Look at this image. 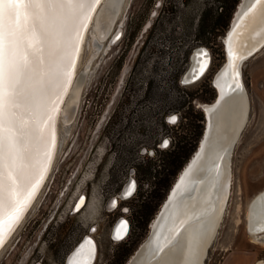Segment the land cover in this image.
<instances>
[{
    "label": "rangeland",
    "instance_id": "obj_1",
    "mask_svg": "<svg viewBox=\"0 0 264 264\" xmlns=\"http://www.w3.org/2000/svg\"><path fill=\"white\" fill-rule=\"evenodd\" d=\"M239 2L228 5V25L215 30L206 25L221 12L223 0H124L107 37L102 31L113 14L104 13L89 32L51 174L1 250L0 264H66L88 234L98 243L94 264L128 262L199 147L206 127L201 105L218 97L214 77L225 65L224 38ZM199 48L210 52L211 66L190 84L184 76ZM243 72L249 117L232 153L227 210L204 264L264 261V234L255 242L248 224L249 204L264 190V49L244 64ZM184 144L192 152L171 176V152ZM132 178L137 191L121 199ZM165 178H170L167 188L161 186ZM81 197L86 203L75 209ZM155 205L145 224V210ZM122 217L129 218L131 229L116 241L112 233Z\"/></svg>",
    "mask_w": 264,
    "mask_h": 264
},
{
    "label": "bare ground",
    "instance_id": "obj_2",
    "mask_svg": "<svg viewBox=\"0 0 264 264\" xmlns=\"http://www.w3.org/2000/svg\"><path fill=\"white\" fill-rule=\"evenodd\" d=\"M123 4L124 0H99L87 20L75 26L70 39L61 41L59 45H45L42 68L46 75H37L33 82L34 100L31 108L42 117L50 119H46L43 128L38 129L32 125L31 134L23 146L32 154L31 167L26 172L25 180L27 195L22 200L19 211L7 219L3 226L0 252L26 217L51 174L61 143V120L66 114V104L75 90L89 32L95 25L97 28L100 18L106 11H110L113 14L110 25L102 31L103 37H107L112 32ZM57 27L58 23L53 24V31ZM120 34V31L115 34L113 42ZM224 42L226 62L214 77L218 97L214 103L201 105L206 114L203 139L178 177L179 181L169 201L153 222L150 236L129 264H204L217 235L232 191V153L249 117L250 100L243 66L264 49L262 46L257 53L248 56L264 43V0L240 2ZM193 55L192 67L184 78L190 84L195 82L194 77L198 78L206 69L200 77L202 79L210 66L207 58H204V49H198ZM53 107L55 111H52ZM76 110L77 108L70 114V120ZM30 114L25 112V118ZM132 191V184H129L121 198L125 199V195ZM83 203L84 199L78 200L75 209ZM124 228L120 225L115 228L113 234L116 240L121 239L117 238L118 234L120 237L124 235ZM249 231L255 242L261 241L259 236L264 234V194L251 205ZM84 246L79 251L76 250L69 264L81 259L79 253L89 247ZM96 256L93 246L90 261L86 256L83 259L88 261L87 264H94ZM256 264H264V261Z\"/></svg>",
    "mask_w": 264,
    "mask_h": 264
},
{
    "label": "snow or ice",
    "instance_id": "obj_3",
    "mask_svg": "<svg viewBox=\"0 0 264 264\" xmlns=\"http://www.w3.org/2000/svg\"><path fill=\"white\" fill-rule=\"evenodd\" d=\"M98 2L0 0V235L27 195L25 180L32 154L23 146L31 126L43 128L50 119L31 108L33 82L37 75H46L42 68L45 45L70 39L75 26L87 20ZM57 23L53 31L52 25ZM25 112L31 113L27 119ZM117 238H121L119 234ZM92 252L89 243L73 264H86L83 257L90 258Z\"/></svg>",
    "mask_w": 264,
    "mask_h": 264
},
{
    "label": "trees",
    "instance_id": "obj_4",
    "mask_svg": "<svg viewBox=\"0 0 264 264\" xmlns=\"http://www.w3.org/2000/svg\"><path fill=\"white\" fill-rule=\"evenodd\" d=\"M237 0H223V3L225 6H221V12L215 17L212 18L210 22L207 23L206 27H209L212 30H215L217 28H225L228 25V20L231 17L232 14V6L229 7L228 5L232 2V5ZM205 27V26H204ZM205 30L208 31L209 28H206ZM178 146V145H176ZM191 149H189L185 144L180 145L177 147V149H174L171 153L170 163L173 165V170H171V176H174L177 174L179 168H181L182 164L184 163L185 159L190 155ZM170 178H165L161 186L167 188L169 187ZM146 206V205H145ZM156 210V205L153 207H149L145 210V224L150 220L151 216L154 214V211ZM127 253H130V249Z\"/></svg>",
    "mask_w": 264,
    "mask_h": 264
},
{
    "label": "water",
    "instance_id": "obj_5",
    "mask_svg": "<svg viewBox=\"0 0 264 264\" xmlns=\"http://www.w3.org/2000/svg\"><path fill=\"white\" fill-rule=\"evenodd\" d=\"M243 0H240V2H242ZM240 2H239V4H240ZM238 9H239V5H238V7H237V10H236V12L238 11ZM236 12H235V14H234V16H233V19H234V17L236 16ZM233 19H232V23H233ZM232 23H231V25H230V27H229V29L231 28V26H232ZM264 44V43H263ZM260 45L258 48H256V49H254L252 52H250L249 54H248V56H252V55H254L255 53H257L258 51H259V49L262 47V46H264V45ZM204 50H205V53H206V55H205V57L204 58H207V60H208V65H210L211 64V61H212V58H211V55H210V52L208 51V50H206L205 48H203ZM205 71H206V69L203 71V73L202 74H200L199 75V77L197 78V77H194V81H196V80H198L201 76H203L204 75V73H205ZM205 112V111H204ZM205 116H206V114H205ZM205 130H206V128H205ZM204 134H205V131H204V133H203V136H204ZM200 142H201V140H200ZM199 145H200V143H199ZM198 148V147H197ZM178 177H179V174H178V176H177V179L175 180V182L173 183V185H172V187H171V189L169 190V193H168V195H167V197H166V199L163 201V203H162V205L160 206V208H159V210H158V212L156 213V215H155V217L152 219V221H151V223H150V232H149V234H148V236H147V238L138 246V248L135 250V252L131 255V257L129 258V260H128V262L126 263V264H129L130 263V260L136 255V253L138 252V250L140 249V247L143 245V243L148 239V237L150 236V233H151V231H152V224H153V222L155 221V219L156 218H158V216L160 215V213H161V211L163 210V207H164V205L169 201V199H170V196H171V194H172V191H173V189L175 188V186L177 185V183H178V181H179V179H178ZM264 194V190H262V191H260L252 200H251V202H250V204H249V210H250V207H251V205H252V203L258 198V197H260L261 195H263ZM130 194H126L125 196L126 197H128ZM248 224H249V218H248ZM124 230L126 231L125 233L123 232V236H121V238H123L128 232H129V224L126 222L125 223V225H124ZM122 231V230H121ZM120 236V235H119ZM74 254V253H73ZM73 254L69 257V259H68V262H67V264H69V260H71L72 258H73ZM88 261H90V258H88L87 259ZM87 260H85V261H87ZM87 261V262H88ZM87 262H86V264H87Z\"/></svg>",
    "mask_w": 264,
    "mask_h": 264
},
{
    "label": "flooded vegetation",
    "instance_id": "obj_6",
    "mask_svg": "<svg viewBox=\"0 0 264 264\" xmlns=\"http://www.w3.org/2000/svg\"><path fill=\"white\" fill-rule=\"evenodd\" d=\"M115 36H112V38H111V40H113V38H114ZM200 49V48H199ZM201 49H203V48H201ZM198 50V49H197ZM196 50V51H197ZM195 51V52H196ZM210 66H211V64H210ZM210 66H209V68H210ZM186 76V75H185ZM185 76H184V78H185ZM201 79V78H200ZM199 79V80H200ZM199 80H197V81H199ZM196 82V81H195ZM195 82H193V83H195ZM192 84V83H191ZM215 86V85H214ZM214 103V102H213ZM211 104V103H210ZM202 139H203V137H202ZM202 139H201V141H202ZM200 146V145H199ZM198 149V148H197ZM195 154V153H194ZM193 154V155H194ZM192 158V157H191ZM190 158V159H191ZM190 159L188 160V162L186 163V165L189 163V161H190ZM186 165L181 169V171H180V173H179V176H180V174H181V172H182V170L186 167ZM178 176V175H177ZM177 179V178H176ZM130 184H132V187H133V191H132V193L128 196V197H126L125 199H128V198H130V197H132L133 196V194L137 191V188H138V183H137V180L135 179V178H132L131 180H130V182H129ZM129 183H127L126 184V186L127 185H129ZM123 190H124V188H123ZM123 190H122V192H123ZM129 191V190H128ZM122 192H121V194H122ZM118 197H119V195H118ZM120 198H121V195H120ZM83 198L81 197L79 200H82ZM117 199V198H116ZM122 199V198H121ZM86 203V198H84V203H83V205ZM112 203H113V201H112ZM114 204V205H113ZM112 204V207H114L115 206V204L116 203H113ZM82 205V206H83ZM76 207V206H75ZM128 223L129 224V232H130V229H131V222H130V220H129V218H126V217H122V218H120L119 219V221H118V223L116 224V226H115V228L116 227H118L119 225L121 226V227H123L124 228V225H125V223ZM94 228H96V227H94ZM115 228H114V230H115ZM129 232L123 237V238H121L119 241H122V239H124L128 234H129ZM112 236H113V239L114 240H116L115 238H114V235H113V233H112ZM89 241V242H88ZM116 241H118V240H116ZM89 243H91V245L92 246H94L95 247V250H96V253H97V255H98V243H97V240L95 239V237L93 236V235H91V234H88V235H86V236H84L82 239H81V241L78 243V245L75 247V249L72 251V253L68 256V259H69V257L73 254V253H75L76 252V250L78 249V251H79V249H81L85 244H86V246H84V247H87V246H89ZM96 258H97V256H96ZM67 259V260H68ZM95 261H96V259H95ZM66 264H67V261H66Z\"/></svg>",
    "mask_w": 264,
    "mask_h": 264
}]
</instances>
